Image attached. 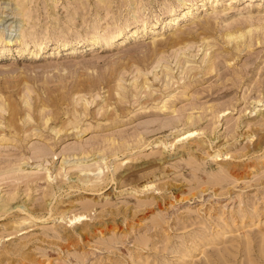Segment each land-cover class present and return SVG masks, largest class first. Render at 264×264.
Here are the masks:
<instances>
[{
  "label": "rangeland",
  "instance_id": "374dc122",
  "mask_svg": "<svg viewBox=\"0 0 264 264\" xmlns=\"http://www.w3.org/2000/svg\"><path fill=\"white\" fill-rule=\"evenodd\" d=\"M0 264H264V0H0Z\"/></svg>",
  "mask_w": 264,
  "mask_h": 264
},
{
  "label": "bare ground",
  "instance_id": "6f19581e",
  "mask_svg": "<svg viewBox=\"0 0 264 264\" xmlns=\"http://www.w3.org/2000/svg\"><path fill=\"white\" fill-rule=\"evenodd\" d=\"M238 37V36H237ZM7 44H9V41H7L6 42ZM192 133V132H191ZM187 134V132L186 133H183V135L185 136ZM183 135H181V137L183 136Z\"/></svg>",
  "mask_w": 264,
  "mask_h": 264
}]
</instances>
